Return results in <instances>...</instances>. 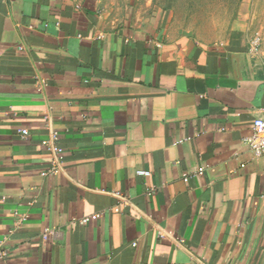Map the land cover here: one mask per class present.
I'll use <instances>...</instances> for the list:
<instances>
[{
    "label": "crops",
    "instance_id": "1",
    "mask_svg": "<svg viewBox=\"0 0 264 264\" xmlns=\"http://www.w3.org/2000/svg\"><path fill=\"white\" fill-rule=\"evenodd\" d=\"M263 113V17L0 0V264H264Z\"/></svg>",
    "mask_w": 264,
    "mask_h": 264
},
{
    "label": "rangeland",
    "instance_id": "2",
    "mask_svg": "<svg viewBox=\"0 0 264 264\" xmlns=\"http://www.w3.org/2000/svg\"><path fill=\"white\" fill-rule=\"evenodd\" d=\"M130 15L165 13L207 39L221 37L240 13L264 18V7H241L245 0H117Z\"/></svg>",
    "mask_w": 264,
    "mask_h": 264
},
{
    "label": "built area",
    "instance_id": "3",
    "mask_svg": "<svg viewBox=\"0 0 264 264\" xmlns=\"http://www.w3.org/2000/svg\"><path fill=\"white\" fill-rule=\"evenodd\" d=\"M21 133L23 135H27L28 131L26 129H22ZM58 137L57 132H52L48 138L42 140V144L47 146V148L54 150L55 153L49 164L41 170L40 174L42 176L50 173H57L59 171V163L62 160V149L53 144V142H56ZM247 143L254 156H264V113L261 116L254 118L252 123V135L248 139ZM136 173L138 175L148 174L146 170H137ZM93 217H96V215ZM182 241L183 240H179V242ZM0 255L3 256L4 252L0 251Z\"/></svg>",
    "mask_w": 264,
    "mask_h": 264
}]
</instances>
